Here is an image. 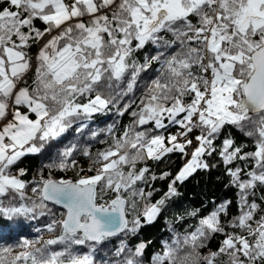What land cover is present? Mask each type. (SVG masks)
I'll return each instance as SVG.
<instances>
[{"label": "snow or ice", "instance_id": "6c2138e0", "mask_svg": "<svg viewBox=\"0 0 264 264\" xmlns=\"http://www.w3.org/2000/svg\"><path fill=\"white\" fill-rule=\"evenodd\" d=\"M110 113L131 122L91 130ZM70 131L83 146L60 148L47 175L25 180L22 160ZM101 133L110 140L93 152ZM170 154L183 160L175 174L148 163ZM218 166L236 215L233 201H213L207 215L166 220L156 242L139 239L186 180ZM49 216L57 235L21 234L0 245V264H97L113 239L102 264H264V0H0V238Z\"/></svg>", "mask_w": 264, "mask_h": 264}, {"label": "trees", "instance_id": "16d2710c", "mask_svg": "<svg viewBox=\"0 0 264 264\" xmlns=\"http://www.w3.org/2000/svg\"><path fill=\"white\" fill-rule=\"evenodd\" d=\"M37 26L41 25L38 24ZM33 52H35V49H33ZM141 55H143V53ZM143 85L144 81L141 80L140 87H143ZM139 95V90H136L135 96L138 97ZM131 119L132 118L128 114H125L123 117H117L113 113H110L108 115L97 114L94 117V120L91 122L90 128L92 131H99L100 129H106L108 125L116 122L115 132L119 134L122 131L123 127L131 122ZM171 130L175 131V128ZM228 132H232V130H227L225 135H227ZM233 134L236 135L235 133ZM102 139L110 140V137H107L105 133H101L96 138V140L90 141L93 152L106 147L105 144L99 143V141ZM221 139H223V137H221ZM236 139L240 143L247 142V138L240 137L238 135H236ZM70 143H77L79 146H83V140L77 134L70 131L57 144L56 148L50 150V152L25 157L19 165L20 167L27 170V174L24 179L27 181H33L35 179H39L38 174L40 173L47 175L48 169L46 168V165L49 164L52 159H54L56 151ZM219 143L220 141H217V144ZM218 159L219 157L208 158V162L210 164H214L217 163ZM77 160L80 167H88L89 161L86 157L77 156ZM148 163L151 168L158 174L164 171H169L175 174V172L178 171L180 167H182L183 160L181 159L179 154H170V156L163 161H149ZM56 175H64V173L57 172ZM226 183L227 179L223 175L222 166H218L211 171H197L192 177L186 180L184 184L179 187L178 190L181 195L176 198L175 203L168 209L165 215L161 217V219L154 226L142 230L139 239H151L152 241L156 242L161 236L166 233V220L171 221L175 217L185 214L186 211H191L194 209H200V215H207L208 212L212 210L213 201L216 204H219L225 200L233 201L230 212L231 215H236V189L226 188ZM155 186L161 190L162 194L167 190V181H157ZM156 198L159 197L157 196ZM50 207H53V210L56 213L55 218L59 220L61 218L60 213L63 212V210L58 206L50 205ZM51 219V216L41 217L36 221H26V226L23 229H5L3 232L4 238H0V245H15L18 242L21 234L29 239H33L37 235H42L43 239L45 240L53 238L58 233H49L46 231V229H44V224L46 222H49ZM187 223H195V220L189 219ZM35 227H40L42 229L41 233H36L34 231ZM218 239L211 242V247L213 249L216 247ZM117 243L118 242L113 239V241L107 244L106 247L100 248L95 253L97 264H102L103 260L111 258V251L114 250V246ZM60 247L62 246H52L54 250H59ZM75 250L81 254L89 251V249L85 246H75ZM149 251H151V249Z\"/></svg>", "mask_w": 264, "mask_h": 264}, {"label": "water", "instance_id": "95a60500", "mask_svg": "<svg viewBox=\"0 0 264 264\" xmlns=\"http://www.w3.org/2000/svg\"><path fill=\"white\" fill-rule=\"evenodd\" d=\"M59 207V206H58ZM62 209V208H61ZM63 210V209H62ZM64 211V210H63Z\"/></svg>", "mask_w": 264, "mask_h": 264}]
</instances>
